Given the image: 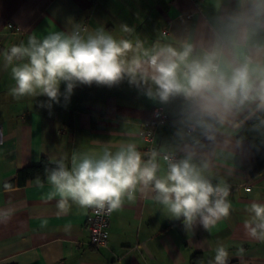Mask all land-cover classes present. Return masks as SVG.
<instances>
[{"label":"clouds","instance_id":"9594fccd","mask_svg":"<svg viewBox=\"0 0 264 264\" xmlns=\"http://www.w3.org/2000/svg\"><path fill=\"white\" fill-rule=\"evenodd\" d=\"M0 57L17 101L47 97L39 107L51 110L61 99L66 106L77 87L126 82L157 106L153 121L171 129L161 139L125 117L109 142L92 140L51 159L43 176L28 182L42 200L55 201L58 216L72 206L84 214L119 212L146 194L186 232L197 225L209 231L230 216L231 185L221 173H237L239 161L264 148V0H195L174 27L154 37L126 22L109 30L69 17L63 30L31 32ZM146 136L150 143L141 151ZM246 211L248 235L264 242V203L253 200ZM11 216L0 211V223ZM47 225L42 220L40 227ZM72 227L68 222L64 231ZM210 264H229L224 244Z\"/></svg>","mask_w":264,"mask_h":264},{"label":"crops","instance_id":"0c3cea01","mask_svg":"<svg viewBox=\"0 0 264 264\" xmlns=\"http://www.w3.org/2000/svg\"><path fill=\"white\" fill-rule=\"evenodd\" d=\"M194 4L195 0H0V51L26 42L31 32L45 34L50 25L63 30L69 17L93 26L101 23L109 30L126 22L154 37L157 29L174 27ZM2 65L0 57V211H11L12 216L0 223V264H191L196 253L202 255L201 264H210L218 243L227 247L229 264H264V242L248 235L244 226L248 205L253 200L264 203V171L256 177L250 173L254 150L238 162L237 173H221L231 185L232 211L209 231L197 225L186 232L180 221L163 216L146 194L112 213L108 248L90 245L89 212L72 206L68 214L58 216L55 201L42 200L41 190L30 182L5 191L3 185L20 168L36 165L43 157L70 156L74 148L92 140L109 142L125 117L144 123L157 106L125 82L111 89L77 87L66 106L61 99L48 110L39 107L47 97L34 102L11 97L13 81ZM170 134L165 126L157 137ZM146 147L143 140L140 150ZM42 220L48 221L43 229ZM68 222L73 225L70 233L64 231ZM241 247L245 252L238 255Z\"/></svg>","mask_w":264,"mask_h":264},{"label":"built area","instance_id":"2783aa9c","mask_svg":"<svg viewBox=\"0 0 264 264\" xmlns=\"http://www.w3.org/2000/svg\"><path fill=\"white\" fill-rule=\"evenodd\" d=\"M156 107L153 108L152 114ZM147 124L149 130H153L155 135L158 133L162 127H159L151 116L150 119L144 122ZM144 140L147 142V146L150 143V139L146 136ZM147 150V147L146 149ZM249 187H247L248 189ZM112 213H101L96 214L95 212L89 210L87 217V228L89 231V243L94 248H108L109 247V229L111 226Z\"/></svg>","mask_w":264,"mask_h":264},{"label":"trees","instance_id":"16d2710c","mask_svg":"<svg viewBox=\"0 0 264 264\" xmlns=\"http://www.w3.org/2000/svg\"><path fill=\"white\" fill-rule=\"evenodd\" d=\"M254 154L255 165L251 169L250 173L253 177H256L264 171V148H261L259 152L254 150ZM49 161L50 160L47 157H43L36 165H27L22 167L17 171L16 176L13 179L5 183L11 184L12 188L24 186L30 179H34L37 175L43 176L45 167L52 166L49 164ZM201 262L202 255L200 253H196L191 259V264H201Z\"/></svg>","mask_w":264,"mask_h":264}]
</instances>
